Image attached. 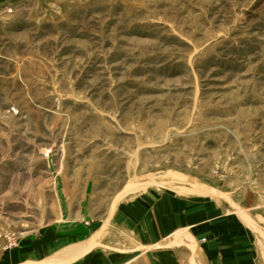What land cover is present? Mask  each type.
Returning <instances> with one entry per match:
<instances>
[{
	"label": "rangeland",
	"instance_id": "374dc122",
	"mask_svg": "<svg viewBox=\"0 0 264 264\" xmlns=\"http://www.w3.org/2000/svg\"><path fill=\"white\" fill-rule=\"evenodd\" d=\"M165 188L263 200L264 0H0V250Z\"/></svg>",
	"mask_w": 264,
	"mask_h": 264
},
{
	"label": "crops",
	"instance_id": "0c3cea01",
	"mask_svg": "<svg viewBox=\"0 0 264 264\" xmlns=\"http://www.w3.org/2000/svg\"><path fill=\"white\" fill-rule=\"evenodd\" d=\"M214 191L145 190L104 219L61 212L0 250V264H264V197Z\"/></svg>",
	"mask_w": 264,
	"mask_h": 264
},
{
	"label": "built area",
	"instance_id": "2783aa9c",
	"mask_svg": "<svg viewBox=\"0 0 264 264\" xmlns=\"http://www.w3.org/2000/svg\"><path fill=\"white\" fill-rule=\"evenodd\" d=\"M15 242H12V245H14Z\"/></svg>",
	"mask_w": 264,
	"mask_h": 264
}]
</instances>
